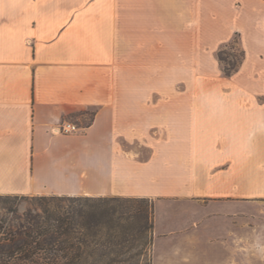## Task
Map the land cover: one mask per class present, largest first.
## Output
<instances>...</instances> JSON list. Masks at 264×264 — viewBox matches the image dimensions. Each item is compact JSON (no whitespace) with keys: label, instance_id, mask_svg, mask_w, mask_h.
I'll use <instances>...</instances> for the list:
<instances>
[{"label":"crops","instance_id":"crops-1","mask_svg":"<svg viewBox=\"0 0 264 264\" xmlns=\"http://www.w3.org/2000/svg\"><path fill=\"white\" fill-rule=\"evenodd\" d=\"M256 4L0 0V194L147 198L152 264H231L264 200V96L217 51L262 50Z\"/></svg>","mask_w":264,"mask_h":264},{"label":"trees","instance_id":"trees-1","mask_svg":"<svg viewBox=\"0 0 264 264\" xmlns=\"http://www.w3.org/2000/svg\"><path fill=\"white\" fill-rule=\"evenodd\" d=\"M153 226L147 198L0 194V264H142Z\"/></svg>","mask_w":264,"mask_h":264},{"label":"rangeland","instance_id":"rangeland-1","mask_svg":"<svg viewBox=\"0 0 264 264\" xmlns=\"http://www.w3.org/2000/svg\"><path fill=\"white\" fill-rule=\"evenodd\" d=\"M256 6L259 9V12L264 11V4H256ZM259 12L255 13L251 8L248 13L249 16H258ZM249 35L250 34H247L245 39L243 37L239 38V36L236 35L235 39L232 40L230 44L223 46V48L217 51V58L223 71L224 63L219 59L220 50H224L222 51V55L227 62L232 63L231 67L232 65L234 66L235 63L238 65L237 71L245 61L246 65L248 66V71H245L243 74L239 75L236 81L241 85V87L246 88L245 91L247 94L260 93L264 96V47L261 48L262 50L253 49L254 46H252L251 41L253 39H251ZM213 41L216 42L217 46L214 49L208 50L205 54V58L210 66L214 65L216 67L217 63L215 61V50H217L220 44H224L228 40H210V44L213 43ZM242 52H244L245 57L242 63H239ZM254 68L259 70L257 72L250 70ZM235 72H233L232 75ZM24 207L25 204L23 203L21 208ZM152 242L153 235L150 232L147 235V245H140V247H146L145 255L143 257L137 256L135 261L139 258V260L142 261V264H148L150 262L152 256ZM226 257L228 259L231 258V264H240L239 262L241 258L243 260L245 259V262L242 260V264H264V200L255 203H249L247 238L245 240V244L243 243L241 249L234 247L231 253L228 252L226 254ZM200 262V264H206L204 259L200 260Z\"/></svg>","mask_w":264,"mask_h":264},{"label":"built area","instance_id":"built-area-1","mask_svg":"<svg viewBox=\"0 0 264 264\" xmlns=\"http://www.w3.org/2000/svg\"><path fill=\"white\" fill-rule=\"evenodd\" d=\"M79 130V126L75 123L69 122V121H63L58 124L56 128H54L52 131L53 133H65L69 134L72 132H76Z\"/></svg>","mask_w":264,"mask_h":264}]
</instances>
